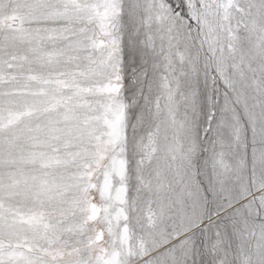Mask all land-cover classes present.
<instances>
[{
  "label": "snow or ice",
  "instance_id": "1",
  "mask_svg": "<svg viewBox=\"0 0 264 264\" xmlns=\"http://www.w3.org/2000/svg\"><path fill=\"white\" fill-rule=\"evenodd\" d=\"M0 264H264V0H0Z\"/></svg>",
  "mask_w": 264,
  "mask_h": 264
}]
</instances>
